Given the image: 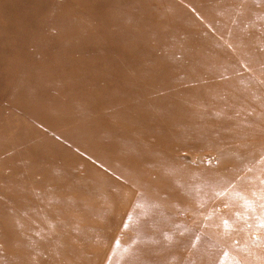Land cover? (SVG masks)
<instances>
[{"label": "rangeland", "instance_id": "rangeland-1", "mask_svg": "<svg viewBox=\"0 0 264 264\" xmlns=\"http://www.w3.org/2000/svg\"><path fill=\"white\" fill-rule=\"evenodd\" d=\"M0 264H264V0H0Z\"/></svg>", "mask_w": 264, "mask_h": 264}, {"label": "bare ground", "instance_id": "bare-ground-1", "mask_svg": "<svg viewBox=\"0 0 264 264\" xmlns=\"http://www.w3.org/2000/svg\"><path fill=\"white\" fill-rule=\"evenodd\" d=\"M105 4V3H104ZM125 6H129L128 3H124ZM99 13V12H98ZM104 16V14H100V16ZM206 15L207 16H211V13L209 12H206ZM117 16H119V19H118V23H122L121 25H124L126 22H127V19H123L121 17V15H112V13H108L105 15V19L104 20H113L114 18H116ZM139 14H132L131 17L129 18V21L127 23H129L131 20H134L136 17H138ZM161 20V19H160ZM226 24V23H224ZM164 25L166 26H171L172 28V24H169V23H165ZM152 27V25H150ZM227 26V24H226ZM225 26V27H226ZM228 27V26H227ZM174 28V26H173ZM177 27H175L176 29ZM229 29V28H228ZM168 28L167 27H164V28H160L158 29L157 31H153V30H150L149 29H143L142 31L149 34V36H151L155 42H159L158 44H155L156 48L158 49L161 42H163L167 48H170L172 45L170 42H168V39L171 38L172 40L176 41V37L179 36V34L175 35L173 34L172 37H169L171 36L170 34L173 33L172 31H167ZM186 30V29H185ZM180 31V30H178ZM226 32V31H225ZM224 32V33H225ZM176 33V32H175ZM181 33V31H180ZM189 33V32H188ZM181 35V34H180ZM187 35V33H186ZM185 35V36H186ZM197 36V35H195ZM187 37V36H186ZM189 37V36H188ZM187 37V38H188ZM194 37V36H193ZM198 37V36H197ZM155 46H153L155 48ZM129 55V54H128ZM133 55V54H131ZM130 55V56H131ZM124 56V55H123ZM163 57H159L157 58L155 61H152L149 65H147L148 67L151 68L150 70V73H151V76L150 78L148 79L147 82H145L146 80H144L143 83H141V80L137 81L138 85L136 87V90L135 93H132L133 97H136V95L138 94V92H142V93H150V94H160L161 96L158 98V101L159 99H162L159 103H157L158 101H153L152 103L156 104L157 103V106L160 105V104H167V101H171V102H175V103H178V101L180 102L182 100V103H183V108H188V107H194V105L196 104H200L202 102H206L208 105L211 106V109L209 108V111L206 113L205 111L204 112H200L202 115L203 114H207L209 116H216L218 111L214 110V108L216 107V104L219 102L220 100V97L222 94L220 93H223L226 92L228 95H227V98H236V96H232V89L231 90H228L226 89V84L225 83H222L221 81L220 82H211V83H206L204 86L202 85H198L197 83H190V84H185L186 81L183 79L182 76L179 75V73L177 71H165V69L162 70V68L160 69L159 68V64L161 62V59ZM129 59V58H128ZM133 59V58H132ZM149 63V62H147ZM149 71V70H148ZM152 72H155L156 74L157 73H161V72H165L169 75V79L168 80H160L157 81L156 78H154V76H152ZM128 77V76H127ZM120 79V78H119ZM151 80V81H149ZM228 80H231L230 78ZM159 85V86H158ZM177 86L179 88V92L176 93V94H172L170 93V98L167 100L168 98V91L169 89H171L173 86ZM229 87V86H228ZM236 88H237V85H236ZM175 92V91H174ZM224 98V97H223ZM187 99H189L190 101H188ZM224 101V99H223ZM225 102V101H224ZM220 104V102H219ZM221 105V104H220ZM222 106V105H221ZM220 108V107H219ZM224 108V107H223ZM227 113V112H226ZM227 116V115H226ZM229 117V116H228ZM231 118V116H230ZM229 118V119H230ZM231 120V119H230ZM240 144V143H238ZM242 148V147H241ZM174 149V148H173ZM240 149V148H239ZM172 152V151H171ZM170 152V154H171ZM162 154V153H161ZM160 154V155H161ZM159 155V156H160ZM165 155V154H164ZM162 154V156H164ZM154 156V155H153ZM171 157V156H170ZM162 158V157H161ZM153 159V158H152ZM150 161V160H149ZM155 165H152V167H154ZM168 168V167H167ZM149 171L151 170V168L148 169ZM158 170V169H157ZM171 170V169H170ZM169 170V171H170ZM177 171V170H176ZM179 171V170H178ZM154 172V171H152ZM171 172V171H170ZM169 172V173H170ZM159 173V172H158ZM168 173V174H169ZM175 173V171L173 172ZM172 173V174H173ZM177 174V173H176ZM175 175V174H174ZM164 176V175H163ZM166 176V175H165ZM172 177V176H170ZM175 177V176H174ZM177 177V176H176ZM167 180V179H166ZM168 180H170L168 178Z\"/></svg>", "mask_w": 264, "mask_h": 264}]
</instances>
